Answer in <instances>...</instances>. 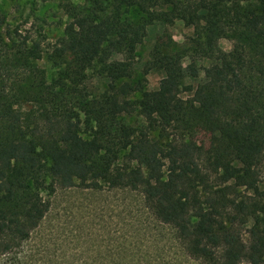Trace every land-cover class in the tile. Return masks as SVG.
<instances>
[{"label": "trees", "instance_id": "16d2710c", "mask_svg": "<svg viewBox=\"0 0 264 264\" xmlns=\"http://www.w3.org/2000/svg\"><path fill=\"white\" fill-rule=\"evenodd\" d=\"M64 9L47 54L52 79L39 42L23 60L5 55L0 13V258L36 264L26 244L57 188H108L142 195L202 264H264V0H69ZM130 9L141 16L127 18ZM178 21L193 34L176 51ZM157 23L165 30L138 75L130 64ZM222 39L244 52L224 51ZM123 51L125 61L112 59ZM90 71L107 80L98 95ZM152 72L162 75L156 90Z\"/></svg>", "mask_w": 264, "mask_h": 264}, {"label": "rangeland", "instance_id": "374dc122", "mask_svg": "<svg viewBox=\"0 0 264 264\" xmlns=\"http://www.w3.org/2000/svg\"><path fill=\"white\" fill-rule=\"evenodd\" d=\"M68 1L0 0V13L5 18L1 29L5 55L23 60L26 49L33 42H39L44 52L40 65L50 79L54 78L56 69L48 62L47 54L68 22L64 9ZM125 16L138 19L141 13L130 9ZM164 30L161 23L148 28V35L138 48L137 61L130 64V70L142 75L156 40ZM171 34L178 51L193 34V28L178 21ZM219 44L226 52H244L240 45L227 39L220 40ZM126 55L123 51L112 59L125 61ZM161 79L159 73L149 74L148 88L156 90ZM201 80H204L203 72ZM106 87V79L99 78L95 71L89 72V92L98 95ZM135 120L136 117L130 119ZM49 199L50 211L26 244L28 253L38 258L36 264H202L186 254L175 230L158 222L138 193L108 188H57ZM8 260L9 257H1L0 264H10Z\"/></svg>", "mask_w": 264, "mask_h": 264}]
</instances>
